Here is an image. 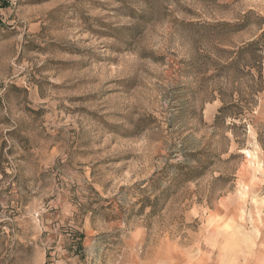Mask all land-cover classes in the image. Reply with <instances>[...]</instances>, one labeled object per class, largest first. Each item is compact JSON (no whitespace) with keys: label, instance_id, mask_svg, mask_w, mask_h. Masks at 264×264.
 Here are the masks:
<instances>
[{"label":"rangeland","instance_id":"obj_1","mask_svg":"<svg viewBox=\"0 0 264 264\" xmlns=\"http://www.w3.org/2000/svg\"><path fill=\"white\" fill-rule=\"evenodd\" d=\"M5 1L0 264H264V82L245 122L210 94L264 0Z\"/></svg>","mask_w":264,"mask_h":264},{"label":"trees","instance_id":"obj_2","mask_svg":"<svg viewBox=\"0 0 264 264\" xmlns=\"http://www.w3.org/2000/svg\"><path fill=\"white\" fill-rule=\"evenodd\" d=\"M7 4L5 0L0 1V6L4 7ZM219 25L232 26L235 30L242 28L241 23L233 25L224 23L216 24L215 26ZM218 58L223 62L218 63L219 69L214 74V77L217 80L222 78L223 82L220 87L213 89L212 93H210L212 99L217 98L221 102L217 119L221 116H228L245 122L244 115L252 112L256 97L263 89L264 28L255 38L236 45L234 49H219ZM244 76H248L249 79H243ZM257 141L264 150V130L257 133ZM195 161L198 162L199 166L200 164L202 165L200 159H195ZM175 167L177 171L172 178L173 181L176 179L189 181L195 178L199 172L198 168L191 166L178 165ZM165 199L166 196L160 194H156L153 199L146 197L141 203L140 210L149 207V214L152 215L161 209ZM77 234L76 245L81 247L82 235ZM47 262L46 264H48Z\"/></svg>","mask_w":264,"mask_h":264},{"label":"bare ground","instance_id":"obj_3","mask_svg":"<svg viewBox=\"0 0 264 264\" xmlns=\"http://www.w3.org/2000/svg\"><path fill=\"white\" fill-rule=\"evenodd\" d=\"M247 152V151H246Z\"/></svg>","mask_w":264,"mask_h":264}]
</instances>
